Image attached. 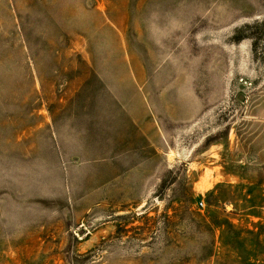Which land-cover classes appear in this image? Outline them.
Segmentation results:
<instances>
[{"label":"rangeland","instance_id":"obj_1","mask_svg":"<svg viewBox=\"0 0 264 264\" xmlns=\"http://www.w3.org/2000/svg\"><path fill=\"white\" fill-rule=\"evenodd\" d=\"M0 264H264V0H0Z\"/></svg>","mask_w":264,"mask_h":264},{"label":"built area","instance_id":"obj_2","mask_svg":"<svg viewBox=\"0 0 264 264\" xmlns=\"http://www.w3.org/2000/svg\"><path fill=\"white\" fill-rule=\"evenodd\" d=\"M199 205H202V202L201 201L199 202Z\"/></svg>","mask_w":264,"mask_h":264}]
</instances>
